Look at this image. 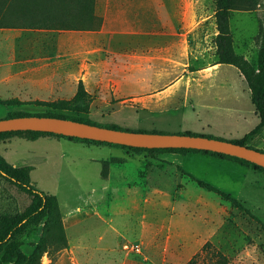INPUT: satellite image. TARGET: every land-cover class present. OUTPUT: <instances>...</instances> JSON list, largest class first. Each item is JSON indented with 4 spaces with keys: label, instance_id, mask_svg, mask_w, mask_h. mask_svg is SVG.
<instances>
[{
    "label": "rangeland",
    "instance_id": "obj_1",
    "mask_svg": "<svg viewBox=\"0 0 264 264\" xmlns=\"http://www.w3.org/2000/svg\"><path fill=\"white\" fill-rule=\"evenodd\" d=\"M145 2L131 0L115 7L120 22L133 23L122 29L144 31L149 10ZM194 2L198 14L194 32L204 38L201 57L204 63L217 59L215 0ZM168 3L170 24L181 26L177 0H168ZM94 10V0H0V25H85L95 19ZM263 16L264 0L255 7L234 9L230 13L235 49L255 64ZM189 27L187 23L181 29L186 31ZM174 28L169 27L170 33ZM127 46L122 44L121 49ZM247 88L236 69L231 73L221 70L214 85L208 82L189 107L150 112L142 102L114 99L104 105L94 101L91 95L88 113L77 111L78 105L71 99H60L63 109L19 100L13 104L0 103V118L14 111L59 112L132 130L166 133L189 130L234 139L258 123ZM252 144L264 149V130ZM0 160L47 193L51 207L61 211L63 222L71 211L112 214L113 202L118 201L117 206L121 207L119 201L130 198L129 204L136 210L146 206L155 213L174 210L196 213L198 218L187 220L188 223L192 227H204L210 235L187 264H264V169L252 163L201 151L139 150L52 133L28 132L0 136ZM199 180L211 185L206 186ZM145 195L151 196L153 202L146 205L141 202ZM32 200L33 195L0 175V233L27 210ZM49 217L45 214L32 220L1 246L0 264H22L25 257L39 248H45L41 264H106L113 257L111 252H103L93 244L96 236L87 242L89 245L76 243L82 236L81 232L72 235L74 228L66 229L68 245L62 246L56 226H52V221L47 222ZM173 255L181 256V253ZM166 264H170L169 260Z\"/></svg>",
    "mask_w": 264,
    "mask_h": 264
},
{
    "label": "crops",
    "instance_id": "obj_2",
    "mask_svg": "<svg viewBox=\"0 0 264 264\" xmlns=\"http://www.w3.org/2000/svg\"><path fill=\"white\" fill-rule=\"evenodd\" d=\"M194 1L177 0L179 26L170 24L168 0H146L149 10L144 31L124 30L122 27L133 23L120 22L116 17L115 7L131 0H94L96 17L85 25H0V99H71L82 80L94 101L104 105L114 99L142 102L146 111L155 112L193 106L202 88L208 82L213 86L221 70L231 73L236 69L247 84L232 64L219 63L215 58L201 62L204 38L194 32L198 16ZM187 23L190 27L183 31L181 27ZM170 26L175 27L172 33ZM217 32L216 28L215 35ZM122 44L127 48L122 50ZM253 113L259 122L255 108ZM131 201H119L121 207L118 201L113 202L112 214L71 211L64 217L65 228H74L72 235L81 232L76 243H90L96 236L93 244L113 254L106 264H166L168 260L170 264H187L193 252L208 241L210 234L204 227H192L187 221L198 218L195 212L155 213L146 206L136 210ZM141 202L146 205L153 199L145 195ZM125 242L140 243L141 249L124 250L121 244Z\"/></svg>",
    "mask_w": 264,
    "mask_h": 264
},
{
    "label": "trees",
    "instance_id": "obj_3",
    "mask_svg": "<svg viewBox=\"0 0 264 264\" xmlns=\"http://www.w3.org/2000/svg\"><path fill=\"white\" fill-rule=\"evenodd\" d=\"M262 0H215V22L218 29V33L216 35L215 44H216V55L217 61L219 63H228L234 65L240 73L244 76L248 87L251 92V101L254 105V108L258 114L259 122L255 125L251 130L243 134L241 137L229 139L234 142H238L241 144L248 145L250 147H255L252 142L260 136V134L264 130V16H263V26L260 32V48L258 50V59L257 63H253L250 59L246 57V55L242 53H238L234 46V38L230 28V13L231 10L234 9H248L251 7H255L259 5ZM91 94L87 91L84 82L82 80L78 83L77 92L71 100H74L78 105L77 111L80 113H88L89 108L88 104L91 101ZM0 102L5 104H13L20 102L17 99L4 100L0 99ZM37 104L45 105L52 109H63L61 106V100H35L33 101ZM51 115L57 117L71 118L79 121H85L93 124L120 128V129H129L118 126L116 124L110 123H102L99 121L91 120L89 118L84 117L83 115H66L59 112H50V113H27L23 111H14L11 112L7 117L11 116H20V115ZM132 130V129H131ZM143 131V130H142ZM18 132H28V133H52L59 136L68 137L71 139H80V140H90L94 142L100 143H109L116 144L119 146L131 148V149H142V150H151V151H180V152H188V151H202L205 153L217 155L223 158H231L241 160L243 162L252 163L255 167L259 169H264L263 166L256 162H251L248 159L229 155L221 152H215L210 150H202L195 148H187V147H138V146H130L125 144L113 143L108 141H101L90 138H82L78 136H70L59 133H54L51 131L45 130H11V131H2L0 132V136L13 134ZM187 133L192 134H203L208 136H213L211 134L205 133H197L192 131H185ZM225 139V138H223ZM257 148V147H255ZM264 151L263 148H258ZM0 175L23 190L27 191L31 195H33V200L27 210L18 217L7 229L4 233H0V247L6 245L13 237L21 232V230L32 220L37 219L45 214H48L50 217L47 219L48 223H52V226L55 225L57 229V238L62 243V246L68 245V237L66 234V228L61 217V211L58 207H51V198L45 193L43 190L38 188L35 184H33L28 178L18 174L14 171L12 167H9L3 164L0 160ZM200 183H203L206 186H210L208 182H204L199 180ZM45 251V248H39L35 252L31 253L28 257L23 259L22 264H41V257Z\"/></svg>",
    "mask_w": 264,
    "mask_h": 264
},
{
    "label": "water",
    "instance_id": "obj_4",
    "mask_svg": "<svg viewBox=\"0 0 264 264\" xmlns=\"http://www.w3.org/2000/svg\"><path fill=\"white\" fill-rule=\"evenodd\" d=\"M45 130L138 147H187L239 156L264 165V151L229 139L192 133H166L120 129L51 115H20L0 118V132Z\"/></svg>",
    "mask_w": 264,
    "mask_h": 264
},
{
    "label": "built area",
    "instance_id": "obj_5",
    "mask_svg": "<svg viewBox=\"0 0 264 264\" xmlns=\"http://www.w3.org/2000/svg\"><path fill=\"white\" fill-rule=\"evenodd\" d=\"M123 247L129 250H139L140 249V246L138 243H132V242H125L123 244Z\"/></svg>",
    "mask_w": 264,
    "mask_h": 264
}]
</instances>
